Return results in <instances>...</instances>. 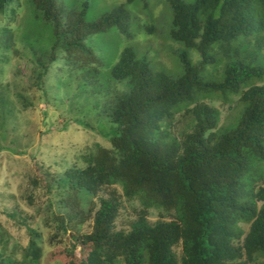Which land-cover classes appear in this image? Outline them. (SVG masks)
Here are the masks:
<instances>
[{
  "label": "trees",
  "instance_id": "obj_1",
  "mask_svg": "<svg viewBox=\"0 0 264 264\" xmlns=\"http://www.w3.org/2000/svg\"><path fill=\"white\" fill-rule=\"evenodd\" d=\"M166 1L169 37L183 47L178 77L149 65L131 45L104 64L88 44L113 28L132 38L125 4L88 20L89 0H26L34 20L23 49H34L28 34L37 29L50 40L36 63L23 52L31 63L27 85L36 78L40 89L58 60L83 71L78 93L85 90L81 96L93 102L96 120L76 121L109 141L87 146L82 162L30 155L35 168L24 173L21 199L53 219L49 240L63 246L59 264H264V0ZM22 3L0 0V14H16ZM18 26L0 28V55L8 62L18 52ZM189 50L200 55L197 62ZM219 54L221 74L206 75L209 66L218 71ZM8 91L11 96H0V153L16 145L2 126L4 106L16 105L13 97L19 112L33 105L18 87ZM212 96L239 97L234 123L219 125V109L205 101ZM124 198L141 205L134 219L122 221L128 228L119 227ZM0 208L27 235L25 245L12 244L0 220V264H42L45 238L37 217L17 200ZM151 209L171 217L161 213L151 222ZM84 223L90 230L81 232Z\"/></svg>",
  "mask_w": 264,
  "mask_h": 264
},
{
  "label": "rangeland",
  "instance_id": "obj_2",
  "mask_svg": "<svg viewBox=\"0 0 264 264\" xmlns=\"http://www.w3.org/2000/svg\"><path fill=\"white\" fill-rule=\"evenodd\" d=\"M22 1V11L17 10L16 14H0V28L19 25L15 35L20 41L17 39L15 48L18 52L14 53L11 62L3 60L5 56L0 55V96L1 93L6 96L8 93L11 96L12 92L8 90L17 91L18 87L31 99L33 105L19 112V108L22 106L21 102L13 97L17 106L12 103L4 106L6 116L2 126L5 129L7 141L14 142L16 145L11 146L12 149H8L9 152L4 150L0 153V207L11 208L17 200L20 209L26 208L31 215L34 214L45 238V253L41 263L59 264L62 262V258L58 251L63 246L52 244L49 240L50 234L55 231L53 219L46 220L48 216L46 208L38 212L36 205L31 206L28 201L21 199L24 189L22 185L24 184V173L35 168L34 160L30 155L36 153L38 160L47 162L53 161V159L61 160L63 164L74 160L82 162L80 155L87 146H94L95 143L107 145L109 141L96 130L78 124L76 121L81 123L91 121L93 123L96 120L97 110L92 109L93 102L91 99L81 96L85 90L81 95L78 93L82 89L80 83L85 81L83 71H78L76 67L58 60L51 65L44 82H40V89L37 87L36 78L31 79L29 83L33 88L27 85L31 67V63L27 62V57H30L29 60L33 57L36 63L37 57L46 51L45 46L50 45V40L47 32L37 29L39 31L37 34H28L34 49H23L25 38H27V29L34 20V12L26 0ZM68 1L71 4L79 3L82 0ZM121 4H125L131 15L130 32L132 38L127 39L113 28L101 35H93L88 40V44L102 57L104 64L110 63L121 47L131 45L139 54L146 55L147 62L155 69L163 70L173 77L180 76L182 67L179 63V53L183 51V47L169 37L172 10L167 1L135 0L133 3L127 4L125 0H89L87 19L95 20L102 12L112 10ZM23 52L27 57L22 55ZM9 53L6 55H11L10 51ZM187 54L192 62H197L200 58V55L194 50L187 51ZM218 57L223 59L217 65L218 71L209 66L205 70L206 75L211 74L212 77H219L225 61L221 54ZM26 86L27 89L24 91ZM238 98V96H231L227 102L216 96L205 99L206 102L219 109L221 114L220 126L232 124L238 118L241 109ZM98 130L100 131V129ZM16 149L20 153H10ZM114 187L119 193L122 192L120 185ZM12 195H16V198L12 199ZM123 200L125 207L122 209L119 227L128 228L122 221L134 219L136 216L134 210H139L141 205L137 198L132 200L124 198ZM161 213L165 219H170L169 213L159 209H151L148 218L154 222L160 218ZM0 220L11 234L12 244L17 243L22 246L26 244L25 230L16 228L1 210ZM89 226L88 223L80 224L78 230L81 232L89 231ZM78 230L73 228V232ZM176 250H179V247ZM19 256L21 257V254Z\"/></svg>",
  "mask_w": 264,
  "mask_h": 264
}]
</instances>
